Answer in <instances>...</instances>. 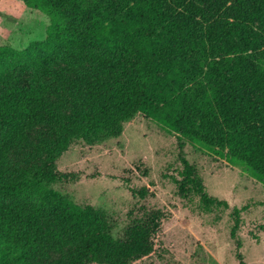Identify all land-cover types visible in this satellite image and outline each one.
<instances>
[{
  "label": "trees",
  "instance_id": "trees-1",
  "mask_svg": "<svg viewBox=\"0 0 264 264\" xmlns=\"http://www.w3.org/2000/svg\"><path fill=\"white\" fill-rule=\"evenodd\" d=\"M20 1L50 25L26 49L0 46V264L153 254L160 211L115 239L105 214L52 189L74 177L59 171L60 156L117 138L139 114L264 179V0ZM48 125L56 138L32 137ZM182 161L179 188L205 212L229 208ZM234 218L236 238L240 211Z\"/></svg>",
  "mask_w": 264,
  "mask_h": 264
},
{
  "label": "rangeland",
  "instance_id": "rangeland-1",
  "mask_svg": "<svg viewBox=\"0 0 264 264\" xmlns=\"http://www.w3.org/2000/svg\"><path fill=\"white\" fill-rule=\"evenodd\" d=\"M50 20L20 0H0V46L26 49L46 39ZM52 126L32 137L56 138ZM183 146L180 148V145ZM182 158L196 167L206 192L229 208L205 212L190 189L181 190ZM38 165H42L41 162ZM68 182L52 189L80 205H91L113 223V237L123 239L131 222L160 211L153 254L134 264H264V179L225 160L201 143L178 137L165 125L139 114L120 136L104 143L75 144L57 160ZM148 189L142 198L132 190ZM240 211L236 238L235 211ZM59 254L52 256L53 262Z\"/></svg>",
  "mask_w": 264,
  "mask_h": 264
}]
</instances>
